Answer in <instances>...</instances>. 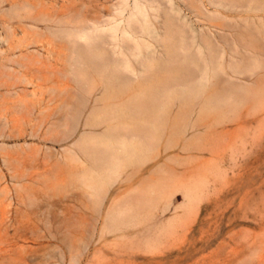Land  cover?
<instances>
[{
  "label": "rangeland",
  "instance_id": "obj_1",
  "mask_svg": "<svg viewBox=\"0 0 264 264\" xmlns=\"http://www.w3.org/2000/svg\"><path fill=\"white\" fill-rule=\"evenodd\" d=\"M0 264H264V0H0Z\"/></svg>",
  "mask_w": 264,
  "mask_h": 264
},
{
  "label": "bare ground",
  "instance_id": "obj_2",
  "mask_svg": "<svg viewBox=\"0 0 264 264\" xmlns=\"http://www.w3.org/2000/svg\"><path fill=\"white\" fill-rule=\"evenodd\" d=\"M134 21H135V20H134ZM141 64H142V63H141ZM113 65L116 66V67H120V68L123 69L124 71H126V72H130L131 74H132V72H133V70H130V69H129L130 65H129V64L127 63V61H125V60H121V61H119V62H116V63H114ZM134 75H135V73H134ZM141 94H144V91H143V90L141 91ZM142 96H143V95H141V97H142ZM141 97H140V98H141ZM141 100H142V102H143L144 104H146V105L149 104L147 100H144L143 98H141ZM90 157H91L93 163L96 164V159L93 158V157H95V156H94V155L91 156V154H90Z\"/></svg>",
  "mask_w": 264,
  "mask_h": 264
}]
</instances>
